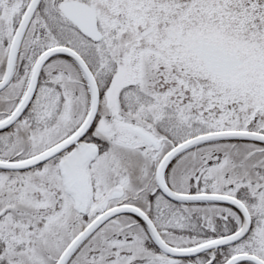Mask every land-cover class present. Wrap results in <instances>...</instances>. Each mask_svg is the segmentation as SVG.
<instances>
[{"label": "snow or ice", "instance_id": "1", "mask_svg": "<svg viewBox=\"0 0 264 264\" xmlns=\"http://www.w3.org/2000/svg\"><path fill=\"white\" fill-rule=\"evenodd\" d=\"M0 264H264V0H0Z\"/></svg>", "mask_w": 264, "mask_h": 264}]
</instances>
